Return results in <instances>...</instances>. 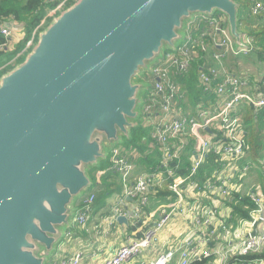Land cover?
<instances>
[{
  "label": "water",
  "instance_id": "water-1",
  "mask_svg": "<svg viewBox=\"0 0 264 264\" xmlns=\"http://www.w3.org/2000/svg\"><path fill=\"white\" fill-rule=\"evenodd\" d=\"M237 11L234 0H78L52 19L0 77V264H47L88 171L140 115L148 85L134 80L198 16L222 14L242 47Z\"/></svg>",
  "mask_w": 264,
  "mask_h": 264
},
{
  "label": "built area",
  "instance_id": "built-area-1",
  "mask_svg": "<svg viewBox=\"0 0 264 264\" xmlns=\"http://www.w3.org/2000/svg\"><path fill=\"white\" fill-rule=\"evenodd\" d=\"M77 1L55 0V5L45 12L39 24L30 31L20 55H27L31 51L50 19H54ZM262 9L263 5L260 0H252L251 14L257 15L262 12ZM213 16H198L192 20L201 18L200 21H205L209 25L210 35L212 34V48L216 49L212 52L211 58L220 66L218 70L210 67L198 73L203 93L213 95L215 99L208 108L197 106V119H188L178 108L176 99H179L183 93L177 79L188 74L192 62L197 58L195 46L201 44L202 48L206 49L203 42L185 37L175 50L164 53L162 58L142 75V80L150 82L143 95L140 110L143 126L150 130V147L148 148L156 147L162 154V167L165 168V175L172 178L168 190L173 199L168 198V203L160 206L159 216L153 226L147 228L148 221L155 218L154 213L150 214L145 211L149 190L161 186L166 178H163L162 173L159 172H141L134 183H131L135 162L140 157L138 151L134 149L131 152H121L118 148H112L109 158L111 165L106 171L117 173L122 192L116 204L104 217L103 222L112 226L117 224L118 217H124L127 226L134 227L139 224L133 232L140 231L141 235L121 244L111 257L103 261V264H169L175 254L179 258L177 264H190L196 258L204 259L216 255L205 248L208 239L217 241L220 238V231L212 222L213 212L202 209L197 202L189 206L186 197L192 193L196 195L205 193L209 189L214 199L220 197L228 204L232 202V186L227 184L229 179L226 173H233L230 167L237 169L241 176L247 173V169L243 168L240 163L250 151L244 119L250 110L252 119L256 122L261 112L264 111V80L261 85L256 82L258 80L254 81L255 84L249 83L246 78L237 76L234 71H229L223 66V61L229 56L250 54L251 42L249 40L244 42L242 39L243 46L237 47L228 31L222 26L223 18H213ZM11 21L5 24L6 26H0V52L13 47L8 28ZM1 71L2 68H0ZM244 107L247 109L243 110ZM262 121L264 122V117ZM207 129L212 132L203 133ZM190 140L193 144L189 165L185 167V163L181 162V155ZM209 155L213 157L215 173L211 179L200 182L198 174L205 162L207 163L206 159ZM169 162H175V166L170 168ZM178 169L181 171L184 169V174H178ZM261 169L264 173V158L261 162ZM104 173L105 171L96 174V184L100 183V178ZM128 199L134 202L130 210L124 208ZM248 200L251 210L249 211L247 236L241 241L238 250H229V256L233 254L246 256L259 253L264 249V227L259 228L261 224L264 225V201L259 187L251 191ZM95 201L96 194L87 193L81 200L79 209L75 211L71 225H75L78 229H85ZM188 207L189 210L186 212ZM230 214L231 210L224 220H219V226L224 234L221 239L224 238L225 241L231 236L225 224ZM180 217L189 220L198 229L197 232L201 233V238L198 237L195 240L188 238L182 246L153 260L129 263L145 250H149L157 240L158 232L170 221ZM256 221L259 222L257 231L254 236H251ZM99 229L100 224L92 226L94 231ZM69 235L70 232H67L66 236ZM205 235L208 239L204 238ZM82 254V252H76L62 260L60 264H80ZM226 262V257L218 259V264H226ZM243 264H264V259H254Z\"/></svg>",
  "mask_w": 264,
  "mask_h": 264
},
{
  "label": "crops",
  "instance_id": "crops-1",
  "mask_svg": "<svg viewBox=\"0 0 264 264\" xmlns=\"http://www.w3.org/2000/svg\"><path fill=\"white\" fill-rule=\"evenodd\" d=\"M261 2L263 5L262 11L264 13V1ZM7 23L8 22L4 23L3 25H7ZM8 28L10 30L9 38L12 41L14 47L22 40L25 34L23 24L11 21V23L8 24ZM208 41L209 40H206V43H204V45L206 50L211 51L212 47L210 45V42ZM248 56H246V58H249ZM249 59L253 60L254 58L251 56ZM230 62L231 60H228L227 58L226 64L231 65ZM256 77L259 76L256 75ZM143 99L144 96L142 100ZM140 110L141 107L139 108V111ZM248 127L249 126H247V128ZM247 128H245L246 138L250 146V151L245 157L241 159L240 163L242 164L245 161L249 162L251 164V167L249 168V171L242 176L240 175L238 170L233 167H230L233 170V173H226L230 182L226 183L228 185L231 184L232 186V202L228 204L227 202L222 201L220 197H217L218 199H214V195L210 192L209 189L205 193H200L199 195L192 193L190 195H187L186 197V201L189 203V206L192 203L197 202L202 206V209L211 210L213 212L212 222L219 229L220 238L219 240L214 241L212 239H208L207 235L204 236L205 239H208L205 248L210 252L216 254L215 256H213V264H218V259L222 257H226L227 260L230 257L229 250H238L240 248L241 241L247 236L250 210L244 208L242 204H245V201L249 199V195L254 188H260L262 200L264 201V173L260 171V169L258 168V164H256L257 158L252 155L255 151V147L251 146L252 144L250 143L248 138V132H250V129ZM148 146L150 147V143ZM139 159H142V154H140L138 160ZM137 161L135 162V165ZM211 166L212 170L209 176H206L204 179H200V174L206 168L205 162L198 174V180L200 182H205L213 177L215 173V165L212 163ZM141 172L143 173V170L139 168V165H136L134 173L131 177V183H134L136 177L141 174ZM252 176H257L256 183L250 182ZM111 182L116 183L117 186L115 188L113 186V188H111V191H107V189L101 188V190L105 192L106 197L99 202L97 201V198L98 193L100 192L101 180L100 183H97L99 187L93 188L92 190L88 189L87 193L94 192L96 194V201L90 213L86 228L78 229L73 224L67 227L63 232V237L61 241L55 247L47 264H60L62 260H65L67 257L71 256L76 252L83 253L80 264H103V261L106 258L111 257L114 254L115 250H117V248L121 244L136 239L141 235L140 231H130L128 226L124 223H117L116 225L108 226L103 222L104 217L116 204L122 192V186L120 183L119 176L117 177V180L112 179ZM234 195L238 196V198H236ZM82 199L83 198H78L74 202V213L77 209H79ZM236 199L240 203H242L239 205L241 207V210L247 211L248 218L237 217L233 214V206L236 204ZM162 200L163 199L158 200L154 198L152 200L150 198V200L148 201L145 211L150 214L154 213L155 218L148 221L146 225L147 228L153 226L154 221L159 216L160 213L158 209L160 208V206L168 203V199H166L165 201ZM133 203V200L128 199L127 205H124V208L130 210L132 208ZM248 203L250 204V202ZM249 204L246 205L248 206ZM188 210L189 207L187 208L186 212H188ZM230 210V218L225 221V224L230 230L231 236L227 241H225L224 238L221 239V237H224V234H222V228L219 226V220H224ZM94 224H100V229L98 231L92 230V226ZM197 231L198 229H196L194 225L190 223L189 220L183 217L172 220L162 230L158 232L157 240L153 243L150 249L145 250L142 254L133 258L129 263H135L139 260H153L158 256L169 252L170 250H174L182 246L184 244V241L188 238H192L193 240L198 237L201 238V233L199 234V232ZM67 232H70V235L68 237L66 236ZM178 261V255L175 254L173 260L169 264H177Z\"/></svg>",
  "mask_w": 264,
  "mask_h": 264
},
{
  "label": "trees",
  "instance_id": "trees-1",
  "mask_svg": "<svg viewBox=\"0 0 264 264\" xmlns=\"http://www.w3.org/2000/svg\"><path fill=\"white\" fill-rule=\"evenodd\" d=\"M234 2L238 4L236 24L237 30L242 35V39L244 42H247L248 40L251 42V52L250 54H248L249 56L245 55L243 57L248 56L250 58L252 56L253 58L255 57L259 62L264 63V27H260V24L264 23V13L262 11L257 15L251 14L250 8L252 5V0H234ZM55 3V0H0V26H2L6 22H10L11 20H13L24 25L25 33L22 40L16 46L12 47L11 49L1 51L0 58L6 53H10V56L15 58L20 52H22L25 43L29 38L30 31L39 24L41 19L44 17L45 12L51 9L55 5ZM215 17L223 18L222 26L228 31L225 17L218 12L214 14L213 18ZM200 20L201 18H197L190 25L191 31L189 35L192 39L201 41L203 42V44L206 43V40H209L208 42H210V45L212 47V37H210V31L200 32L203 26L209 27V25L205 21ZM194 25L195 29H193ZM202 46L203 45L201 44L195 46L197 58L192 62L188 74L177 79V82L181 85L183 95L179 99H176V103L182 114L188 119H197V106L201 105L203 108H208L211 106V103L215 99L213 95L203 93L200 82L198 80V73L210 67H214L217 70L220 68V66L211 58L212 52H215L216 49L212 48L211 51H209L203 49ZM240 56L242 55H239L238 57ZM23 58L24 57H21L19 61H22ZM8 62L1 64L0 68ZM223 66L229 71L235 70V68H233L231 65L226 64V60L223 61ZM9 68L11 67H4L0 72V77L6 72L10 71ZM258 76L259 79L256 82H259V85H261L262 80H264V73H262V75L258 74ZM247 81L249 83H254V79L251 76ZM246 109V107L243 108V110ZM249 114L251 115L250 110ZM263 117L264 111L261 112L260 118L258 119L262 126H264V122L262 121ZM251 122L252 116H247L245 123L247 124V126H249L247 129H250V132L254 129L252 126H250ZM134 124V127L129 131V136H122L120 139L121 141L112 147L120 149L121 152H131L134 149L137 150L139 156L140 154H142V159H139L136 165H139V168L142 169L143 172H159L162 173L163 178H166L161 186H157L149 190L147 196L148 201L150 200V198L152 200L153 198L158 200L163 199L162 201H165L168 198L172 200L173 197L171 195V192L168 190V186L172 182V178H168L165 175V168L162 167V154L156 147H153L151 149L148 148V144L150 143V130L143 126V117L141 115H139L138 118L134 121ZM211 132L212 131L209 130V132L204 131L203 133L210 134ZM250 132H248V138L250 136ZM254 132H252L251 138H254L255 135H257V133L253 134ZM192 144L193 141L190 140V142L186 145L183 154L181 155V162L185 163V167L189 165V157ZM111 150L112 148L108 150L109 154L106 156L105 161H100L96 167H93L88 171L91 179V186L89 189L92 190L93 188L99 187L96 184L97 181L95 175L96 173L102 172L110 167L111 162L109 158L111 155ZM254 150L256 151L258 149L256 148ZM206 161V168L200 174V179H204L206 176H209L212 170V155H209ZM168 165L170 168H173L175 166V162H169ZM183 171L184 169H182V171L178 169L177 173L184 174ZM116 177H118L117 173L105 171L104 175L101 177L100 192L98 193L97 198L98 202L102 201L106 197L105 192H103L101 188L107 189V191H111V188H113V186L114 188L117 186L116 183L111 182L112 179H115ZM234 196L238 198V196ZM248 202L249 200H246L245 204H242L236 199V204L233 206V214L237 217L248 218L247 211L241 210V207L239 205L242 204L244 208L251 210V204H249ZM246 204L249 205L247 206ZM138 225L139 224L134 227L128 225V228L130 231H134ZM254 259H264V249L259 253L248 254L246 256H238L235 254L230 255V257L227 259L226 264H243ZM213 262V256H210L209 258L204 259L196 258L195 260L191 261L190 264H213Z\"/></svg>",
  "mask_w": 264,
  "mask_h": 264
},
{
  "label": "rangeland",
  "instance_id": "rangeland-1",
  "mask_svg": "<svg viewBox=\"0 0 264 264\" xmlns=\"http://www.w3.org/2000/svg\"><path fill=\"white\" fill-rule=\"evenodd\" d=\"M51 21H52V19H50L49 22H47V25L43 28V30L46 29V27L50 24ZM194 21L187 23V25L185 24L186 30L184 28V31H183L184 39H185V37H190V35H189V33L191 31L190 25ZM260 27H264V23H261L260 24ZM193 29H195V25L193 26ZM203 31H210V29H209V27H204L203 26L201 28V31L200 32H203ZM210 37H212V34L210 35ZM182 42L183 41H181V43ZM20 53L15 58L14 57H11L10 56V53H6V54L2 55V57L0 58V65L3 64V63H6L8 61H10L7 64H5L3 67H1L2 70H3L4 67H8V66H10L11 68H9V69H12V70L14 68H16L18 66V64H20L25 59V57L27 56L25 54H22V56H21ZM21 57H24V58H23L22 61H19V59ZM228 60H231L230 64L236 70V71L234 70V73L237 76H239V77L249 79V76L252 75L251 77L253 79H255V81H256V80L259 79V77H256V75H258V74H261L262 75V73H264V63L259 62L255 57H254L253 60H251V59L246 58V57H243V56H240L238 58L237 57H233V56H229L228 57ZM245 60H247V61H245ZM8 72H10V71H8ZM146 72H148V71H143L142 74L143 73H146ZM141 81H144L146 83V85H149L150 84L149 81L142 80V77H141V80H140V77L137 78L136 80H134V82H136V83L137 82H141ZM247 116H251V115L248 113L246 115V118H247ZM246 118L244 119L245 128H247V124L245 123ZM250 126H252L254 129H253V131L250 132L249 141L252 144L251 146L255 147L254 149H256V148L258 149L256 151H254V153L252 155L255 158H257L256 159V164H258V168L260 169V171H262V169H261V162H262V159L264 158V126H262L258 120L255 122L254 119H252V122H251V125ZM254 130H255V132H254ZM252 132H254L253 134L257 133V135H255L254 138H251ZM109 149H107V148L104 149L105 156H107L109 154V151H108ZM105 160L106 159L104 158L103 161H105ZM241 165H242L243 168H246L247 169V172L249 171V168L251 167V164L249 162H246V161L244 163H242ZM97 175H95V176L97 177ZM100 180H101V178H100ZM115 180H117V177L115 178ZM250 182L256 183L257 182V176H252L251 179H250ZM86 193H87V190H85L84 192L82 191L81 194L79 195V197L80 198H83L86 195ZM263 226L264 225L261 224L260 225V228H262Z\"/></svg>",
  "mask_w": 264,
  "mask_h": 264
}]
</instances>
